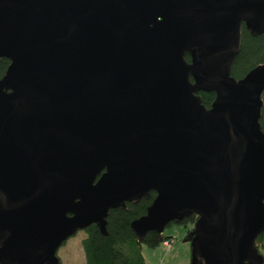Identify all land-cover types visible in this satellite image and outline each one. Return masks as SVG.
<instances>
[{"label":"water","instance_id":"1","mask_svg":"<svg viewBox=\"0 0 264 264\" xmlns=\"http://www.w3.org/2000/svg\"><path fill=\"white\" fill-rule=\"evenodd\" d=\"M243 26L264 33V0H0V264H62L152 191L138 241L195 214L191 264H264V64L232 75Z\"/></svg>","mask_w":264,"mask_h":264},{"label":"trees","instance_id":"2","mask_svg":"<svg viewBox=\"0 0 264 264\" xmlns=\"http://www.w3.org/2000/svg\"><path fill=\"white\" fill-rule=\"evenodd\" d=\"M186 59L190 61L189 54H186ZM9 64L8 58L0 59V76L5 74ZM261 64H264V33L254 36L243 26L241 49L232 63V75L240 79ZM199 95L202 102L211 107L215 93L201 91ZM260 123L264 131V93ZM155 196L156 193L152 191L149 197L142 198L137 204L128 202L126 207L111 209L107 218V236L100 232L96 224L87 227L86 237L82 240L86 264H147L142 252L143 244L155 248L165 241L172 240L171 237L165 236L164 232L149 231L142 241H138L131 227L134 219L146 213ZM196 219L194 214L181 224L195 223ZM191 231L192 229L189 230V236ZM257 246L261 252L264 247V231L257 238Z\"/></svg>","mask_w":264,"mask_h":264},{"label":"rangeland","instance_id":"3","mask_svg":"<svg viewBox=\"0 0 264 264\" xmlns=\"http://www.w3.org/2000/svg\"><path fill=\"white\" fill-rule=\"evenodd\" d=\"M194 223H173L166 227L164 235L171 237L170 246L161 243L153 248L147 244L142 245V252L147 264H191V239L189 230L193 229ZM86 237L85 230H79L62 245L57 255L62 264H86L82 240ZM264 254V247L261 248Z\"/></svg>","mask_w":264,"mask_h":264},{"label":"built area","instance_id":"4","mask_svg":"<svg viewBox=\"0 0 264 264\" xmlns=\"http://www.w3.org/2000/svg\"><path fill=\"white\" fill-rule=\"evenodd\" d=\"M172 242V240H168V241H165L163 242L165 244V246H170V243Z\"/></svg>","mask_w":264,"mask_h":264},{"label":"flooded vegetation","instance_id":"5","mask_svg":"<svg viewBox=\"0 0 264 264\" xmlns=\"http://www.w3.org/2000/svg\"><path fill=\"white\" fill-rule=\"evenodd\" d=\"M204 104V103H203ZM205 105V104H204ZM206 106V105H205ZM207 107V106H206ZM208 108H210V107H208ZM61 260V259H60Z\"/></svg>","mask_w":264,"mask_h":264},{"label":"crops","instance_id":"6","mask_svg":"<svg viewBox=\"0 0 264 264\" xmlns=\"http://www.w3.org/2000/svg\"><path fill=\"white\" fill-rule=\"evenodd\" d=\"M84 239V238H83Z\"/></svg>","mask_w":264,"mask_h":264}]
</instances>
